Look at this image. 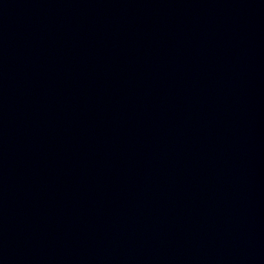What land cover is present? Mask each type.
<instances>
[{"label":"water","instance_id":"water-1","mask_svg":"<svg viewBox=\"0 0 264 264\" xmlns=\"http://www.w3.org/2000/svg\"><path fill=\"white\" fill-rule=\"evenodd\" d=\"M0 264H264V0H0Z\"/></svg>","mask_w":264,"mask_h":264}]
</instances>
